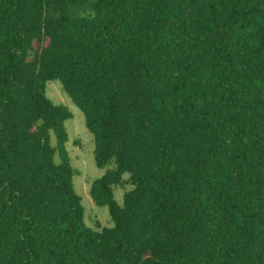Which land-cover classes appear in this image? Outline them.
Instances as JSON below:
<instances>
[{"label": "trees", "instance_id": "obj_1", "mask_svg": "<svg viewBox=\"0 0 264 264\" xmlns=\"http://www.w3.org/2000/svg\"><path fill=\"white\" fill-rule=\"evenodd\" d=\"M0 264H264V0H0Z\"/></svg>", "mask_w": 264, "mask_h": 264}, {"label": "rangeland", "instance_id": "obj_2", "mask_svg": "<svg viewBox=\"0 0 264 264\" xmlns=\"http://www.w3.org/2000/svg\"><path fill=\"white\" fill-rule=\"evenodd\" d=\"M45 93L54 104L65 105L71 113V117L64 121L67 133L65 147L68 151L70 164L77 171L72 176V184L74 191L80 196L83 222L86 227L92 229H99L103 226L110 227L112 221L107 207L96 205L89 195L90 182L99 177L104 169L96 167L93 162V137L84 125V117L63 91L57 79L46 82ZM123 176L126 179V174ZM128 188L130 185L126 183L113 186V200L117 205H121L122 193Z\"/></svg>", "mask_w": 264, "mask_h": 264}]
</instances>
